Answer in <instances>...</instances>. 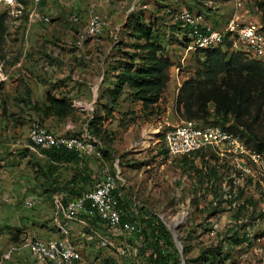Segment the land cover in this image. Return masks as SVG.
<instances>
[{"label":"rangeland","instance_id":"obj_1","mask_svg":"<svg viewBox=\"0 0 264 264\" xmlns=\"http://www.w3.org/2000/svg\"><path fill=\"white\" fill-rule=\"evenodd\" d=\"M221 1L223 7L213 11L216 0H41L30 19L32 0H0V254L16 237L58 236L54 197L90 188L109 168L121 173L118 192L129 214L137 210L146 219L128 240L137 254L120 256L67 222L81 264H150L139 254L149 243L141 229L149 219L170 234L179 221L178 243L171 234L178 264H264L260 187L246 178L231 184L239 196L234 207L224 189L230 182L226 164L200 154L171 159L162 139L163 130L184 120L175 114L182 82L205 68L203 58L187 51L171 14L195 7L223 25L231 9ZM254 1L246 8L264 24V2L257 11ZM92 15L104 24L88 35ZM159 60L169 62V79L159 100L144 104L137 82ZM120 76L133 79L115 92ZM49 96L69 104L67 115L46 113ZM33 122L82 136L89 153L69 162L51 160L27 141ZM111 240L115 246L121 241ZM4 264L42 263L28 251H15Z\"/></svg>","mask_w":264,"mask_h":264},{"label":"built area","instance_id":"obj_2","mask_svg":"<svg viewBox=\"0 0 264 264\" xmlns=\"http://www.w3.org/2000/svg\"><path fill=\"white\" fill-rule=\"evenodd\" d=\"M227 1L231 5V12L223 25L208 23L203 13L188 8L171 14L173 21L178 23L179 35L185 42L187 51L221 48L223 51H240L264 62V24L254 19L246 8L252 0ZM40 2L41 0H32L34 8L29 15L30 19L36 15ZM258 2L251 3L255 4L257 11ZM167 11L170 12L171 9ZM42 19L49 21L46 16H42ZM103 24V19L98 15L90 16L86 34H97ZM26 138L34 148L64 149L76 152L79 156L89 153V145L82 136L57 132L38 122L29 126ZM162 139L166 154L171 159L208 152L214 154L222 164H226L230 182H225L224 189L231 198L232 206L238 205V194L231 191V184L240 180L246 178L264 192V151H255L239 134L227 131L217 124L183 120L163 130ZM121 180L119 170L105 168L102 176L82 194L68 199L54 197L53 216L58 236L23 235L18 241L11 242L0 254V264L9 260L15 251H28L42 264H81L83 257L79 248L71 241L67 222L78 224L79 234H88L97 239L101 247L112 246L120 256L135 257L137 249L128 240L139 228L135 222L123 220L127 213L119 205L118 183ZM24 206L30 208L32 201L26 199ZM138 213L135 210L131 216H137ZM112 238H119L120 244L115 246Z\"/></svg>","mask_w":264,"mask_h":264},{"label":"trees","instance_id":"obj_3","mask_svg":"<svg viewBox=\"0 0 264 264\" xmlns=\"http://www.w3.org/2000/svg\"><path fill=\"white\" fill-rule=\"evenodd\" d=\"M262 4L263 2H258L257 7ZM1 27L2 20H0ZM0 34L3 35L2 30ZM227 52L221 48L195 52L204 59L205 68L203 71H198L200 77H191L182 82L175 100V114L187 121L197 120L220 125L227 131L239 134L255 151H264V62L240 51H231L229 55ZM168 67L167 60L155 61L137 82L136 95L144 104L156 103L159 100L162 89L169 79ZM132 79V76L128 78L120 76L115 92H119L123 84ZM47 101L48 105L45 108L47 114L58 117L67 115L69 104L66 101L52 96L47 97ZM41 150L56 162L83 158L76 152L64 149ZM164 151L166 153L165 149ZM199 154L202 157L210 156L217 159L212 153L202 152L195 155ZM185 158L188 156L180 159ZM88 189L77 192L69 198L80 195ZM236 197L238 199L239 196ZM119 202L120 207L127 213L123 216L124 221L142 224L146 220L139 213L137 216H131L126 205L121 200ZM141 229L148 237L149 243L140 247V257L148 258L150 264L180 262L177 251L171 249L170 232L159 221L149 219L148 226ZM18 240L19 238L16 237L11 242ZM243 241L235 238L236 243Z\"/></svg>","mask_w":264,"mask_h":264},{"label":"crops","instance_id":"obj_4","mask_svg":"<svg viewBox=\"0 0 264 264\" xmlns=\"http://www.w3.org/2000/svg\"><path fill=\"white\" fill-rule=\"evenodd\" d=\"M216 1H218V2H215V3H217V4H214V6H211V9L214 11V10H216V9H219L220 7H223V2L221 1V0H216ZM221 1V2H220ZM229 4V3H228ZM230 7V9H231V5L229 6ZM191 10H193V11H196V12H199L198 11V9H196L195 7L193 8V9H191ZM206 11H204V13H205ZM205 15V20H206V22H208V23H211V19H210V17H209V15L207 14V13H205L204 14ZM73 223V222H72Z\"/></svg>","mask_w":264,"mask_h":264},{"label":"water","instance_id":"obj_5","mask_svg":"<svg viewBox=\"0 0 264 264\" xmlns=\"http://www.w3.org/2000/svg\"><path fill=\"white\" fill-rule=\"evenodd\" d=\"M178 223H179V221H177V225H178ZM177 225H173V229L170 230V231H171V234H172V236H173V238H174V240H175L176 243H178V239H177V234H176L175 231H174V228H175Z\"/></svg>","mask_w":264,"mask_h":264}]
</instances>
